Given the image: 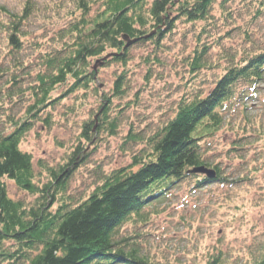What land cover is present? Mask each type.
<instances>
[{"label":"trees","instance_id":"trees-1","mask_svg":"<svg viewBox=\"0 0 264 264\" xmlns=\"http://www.w3.org/2000/svg\"><path fill=\"white\" fill-rule=\"evenodd\" d=\"M98 2L92 9L96 0H75L70 11L74 20L56 31L58 38L49 50L33 42L24 46L28 43L25 24L34 11V0H26L20 13L0 5V13L6 19L0 22V32H5L8 60L0 64V89L10 90L5 96L11 98L14 93H22L17 75L18 69H24L22 54L28 50H32L31 55L36 54L32 65L34 82L29 88L32 102L21 119L7 121L9 131L0 132V264H156L142 254L139 244L128 238L117 239V232L125 222L145 214L144 210L151 205L165 201L179 184L190 182V188L199 189L212 182H236H229L220 167L209 161L208 142L224 125L227 113H236L238 106L247 109L249 100L257 94L258 85L264 81L261 46L243 51L221 68L207 92L195 88L193 93L182 96L174 116L150 136L149 152L133 156L130 168L115 169L87 197L71 205L64 192L75 173L77 160L85 162L83 151L93 141V130L96 129L95 134L104 130L114 134L117 130V118L109 116L112 98L104 97L103 109L96 118L83 122L78 143L64 163L47 171L50 174L47 183L36 184L32 155L21 149V141L36 120L49 123V109L66 95L91 87L98 90L94 85L97 69L91 67V60L107 53L104 65L127 67L131 58L129 48L150 42L154 52L143 61L149 66L159 63L155 50L173 32L177 21L190 25L203 21L210 25L215 5L220 10L221 24L234 26L233 29L239 28L235 20L243 10H247L254 23L264 19V0H220L218 4L216 0ZM233 3L236 7L232 9ZM240 7L242 10L238 11ZM242 34L249 37L250 33L244 28ZM124 36L135 41L126 46ZM205 54L206 49H196L192 58L186 59L187 70L193 76L206 66ZM151 68L146 75H151ZM125 72L122 70L113 83L112 96L122 94ZM65 85V91L52 97L59 86ZM43 113L44 118L40 117ZM201 166L213 167L214 177L193 171ZM7 180L34 195V199L26 202L11 198L5 185ZM256 260L254 264H264V251ZM204 262L228 264L220 250L206 256Z\"/></svg>","mask_w":264,"mask_h":264},{"label":"rangeland","instance_id":"rangeland-1","mask_svg":"<svg viewBox=\"0 0 264 264\" xmlns=\"http://www.w3.org/2000/svg\"><path fill=\"white\" fill-rule=\"evenodd\" d=\"M25 1L0 0V5L10 12L20 13ZM34 3V11L25 24L28 43L24 46L33 42L49 50L53 40L58 38L56 31L74 20L70 11L75 0H34ZM98 4L96 0L92 9ZM215 6L210 25L203 21L195 25L177 21L173 32L163 38L160 48L155 50L159 63L150 64L151 75H146L150 66L143 61L154 52L150 42L129 48L131 58L127 67L115 63L104 65L107 53L91 60V67L97 69L94 85L98 90L91 87L66 95L56 107L49 109V123L36 120L21 141V149L32 155L36 184L47 183L50 179L47 171L64 163L78 143L81 125L96 118L107 98H112L109 116L117 118V130L114 134L107 130L95 134L96 129L93 130V141L87 143L83 151L85 162L77 160L75 173L64 192V198L71 205L87 197L115 169L130 168L133 156L149 152L150 136L174 116L177 101L182 96L193 93L195 88L207 92L217 73L232 59L247 49L264 48V19L254 23L247 10H243L245 12L237 13L240 17L235 20L239 28L233 29L234 26L221 24L220 10ZM235 7V3L231 4L232 9ZM241 10L240 7L238 11ZM5 20L0 13V22ZM244 28L250 33L249 37L242 34ZM4 33L0 32V64L8 62ZM201 48L206 49V66L193 76L185 61ZM31 53L32 50H28L22 54L24 69L17 71L22 93L8 98L5 95L10 90L0 89L2 133L11 128L7 121L21 119L32 102L29 88L34 82L32 65L36 54ZM122 70L126 71L122 94L112 96L113 83ZM66 86H59L52 97L65 91ZM257 89L247 109L241 110L238 106L236 113H227L224 125L208 142L209 161L220 167L229 182H236H212L199 189L190 188V182L179 184L165 201L151 205L144 210L145 214L126 221L118 230L117 239L128 238L139 244L142 254L156 264L182 261L204 264L206 256L219 250L225 254L228 264L257 261L264 251V81ZM5 185L9 196L15 200L34 199V195L17 188L12 181H5Z\"/></svg>","mask_w":264,"mask_h":264},{"label":"water","instance_id":"water-1","mask_svg":"<svg viewBox=\"0 0 264 264\" xmlns=\"http://www.w3.org/2000/svg\"><path fill=\"white\" fill-rule=\"evenodd\" d=\"M124 39H125V41L127 42L126 43V46H128V45H130L131 43H133V41H135L134 39H129V37H127V36H124ZM96 68V67H95ZM193 171L194 172H202V173H204V174H206V176H208V177H214V171L213 170H211V169H207L206 167H204V166H201V167H198V168H195V169H193Z\"/></svg>","mask_w":264,"mask_h":264}]
</instances>
